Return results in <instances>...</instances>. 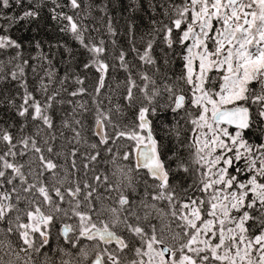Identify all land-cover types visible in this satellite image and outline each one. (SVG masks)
I'll use <instances>...</instances> for the list:
<instances>
[{"label": "snow or ice", "instance_id": "6c2138e0", "mask_svg": "<svg viewBox=\"0 0 264 264\" xmlns=\"http://www.w3.org/2000/svg\"><path fill=\"white\" fill-rule=\"evenodd\" d=\"M0 264H264V0H0Z\"/></svg>", "mask_w": 264, "mask_h": 264}, {"label": "trees", "instance_id": "16d2710c", "mask_svg": "<svg viewBox=\"0 0 264 264\" xmlns=\"http://www.w3.org/2000/svg\"><path fill=\"white\" fill-rule=\"evenodd\" d=\"M126 2H127V0H126ZM112 15L114 16V18L116 20L115 26L118 29H120L121 31H123L125 20L127 19V15L128 14L122 12L121 9L119 8V6H117L115 11L112 13ZM139 15L142 17V19H137L136 23L139 25V30L141 32H143V31L146 30V27H147V24H148V17L144 13H140ZM21 34H22L21 31H18L16 33V35H21ZM24 34H29L30 35V33H24ZM61 71H62V69H61Z\"/></svg>", "mask_w": 264, "mask_h": 264}]
</instances>
